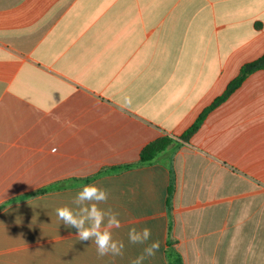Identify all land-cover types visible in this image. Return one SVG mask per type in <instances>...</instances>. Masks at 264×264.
<instances>
[{"label":"crops","instance_id":"obj_1","mask_svg":"<svg viewBox=\"0 0 264 264\" xmlns=\"http://www.w3.org/2000/svg\"><path fill=\"white\" fill-rule=\"evenodd\" d=\"M261 56L264 0H0V264H132V227L160 242L143 264H264V69L179 139ZM92 183L123 256L57 217Z\"/></svg>","mask_w":264,"mask_h":264},{"label":"clouds","instance_id":"obj_2","mask_svg":"<svg viewBox=\"0 0 264 264\" xmlns=\"http://www.w3.org/2000/svg\"><path fill=\"white\" fill-rule=\"evenodd\" d=\"M58 149L52 148L55 154ZM109 191L95 183L82 185L73 197L71 204L75 208L62 206L56 209L57 217L69 228L77 229V238L81 242L91 241L96 246L97 255L104 257L123 256L125 243L123 240L115 239L113 230L121 228L119 213L110 207L102 208L109 199ZM128 244L145 245L141 255L132 264H143V262L154 257L159 251L158 240L149 243L152 230L149 227L137 229L132 227L128 231Z\"/></svg>","mask_w":264,"mask_h":264},{"label":"trees","instance_id":"obj_3","mask_svg":"<svg viewBox=\"0 0 264 264\" xmlns=\"http://www.w3.org/2000/svg\"><path fill=\"white\" fill-rule=\"evenodd\" d=\"M261 69H264V56H261L259 59H257L252 63H248L244 65L238 77L228 85L225 92L220 97L215 99V101L209 107L205 108L200 113V115L197 117L195 122L179 137V139L182 142H187L190 139V137L199 129L205 117L211 110H213L215 107L221 104L225 99H227V97L233 91H235L252 72ZM171 144H173V140L169 137H162L160 139H157L149 143L145 147H143V149L140 152L138 162L136 164L112 169L111 172L119 171L121 169H126V168L152 165L153 163L158 162L166 154V151ZM165 165H167L171 174V183L169 185V190H168V195L170 196L173 191L172 167H171V163H165ZM167 258L169 264H182L180 257L174 252L169 251L167 253Z\"/></svg>","mask_w":264,"mask_h":264}]
</instances>
